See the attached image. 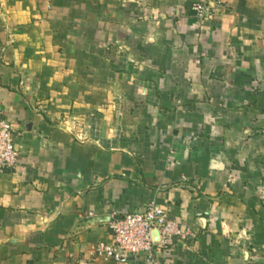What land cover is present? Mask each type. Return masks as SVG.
Wrapping results in <instances>:
<instances>
[{
    "label": "crops",
    "instance_id": "1",
    "mask_svg": "<svg viewBox=\"0 0 264 264\" xmlns=\"http://www.w3.org/2000/svg\"><path fill=\"white\" fill-rule=\"evenodd\" d=\"M194 1L100 0L126 83L114 125L92 134L36 109L0 23L19 153L0 178V264H145L94 250L113 215L150 203L193 233L165 264H264V0H223L204 20Z\"/></svg>",
    "mask_w": 264,
    "mask_h": 264
},
{
    "label": "rangeland",
    "instance_id": "2",
    "mask_svg": "<svg viewBox=\"0 0 264 264\" xmlns=\"http://www.w3.org/2000/svg\"><path fill=\"white\" fill-rule=\"evenodd\" d=\"M109 11L100 0H0L3 34L17 57L10 65L31 83L33 105L91 134L101 120L114 125L123 97L116 88L126 83L116 67L122 52L104 40L106 20L116 17ZM27 70L40 73L27 77Z\"/></svg>",
    "mask_w": 264,
    "mask_h": 264
},
{
    "label": "built area",
    "instance_id": "3",
    "mask_svg": "<svg viewBox=\"0 0 264 264\" xmlns=\"http://www.w3.org/2000/svg\"><path fill=\"white\" fill-rule=\"evenodd\" d=\"M221 7L223 0H195L191 10L198 20H204L212 9ZM18 157L14 125L0 100V178L16 166ZM108 229L110 239L98 243L94 255L116 263L140 259L145 264H165L164 257L176 240L193 237L190 230H183L156 203L148 204L142 211L113 215Z\"/></svg>",
    "mask_w": 264,
    "mask_h": 264
}]
</instances>
